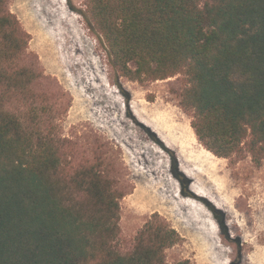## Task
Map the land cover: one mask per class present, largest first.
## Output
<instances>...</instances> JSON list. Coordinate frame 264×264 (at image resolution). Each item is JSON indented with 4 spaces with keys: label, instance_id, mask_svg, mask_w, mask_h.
Listing matches in <instances>:
<instances>
[{
    "label": "trees",
    "instance_id": "trees-1",
    "mask_svg": "<svg viewBox=\"0 0 264 264\" xmlns=\"http://www.w3.org/2000/svg\"><path fill=\"white\" fill-rule=\"evenodd\" d=\"M85 5L82 15L120 75L183 76L178 104L209 152L264 159V0ZM27 35L0 0V264H191L166 260L180 235L157 212L126 240L118 200L130 191L117 187L108 157L72 160L70 142L39 124L34 63L20 65Z\"/></svg>",
    "mask_w": 264,
    "mask_h": 264
},
{
    "label": "rangeland",
    "instance_id": "rangeland-1",
    "mask_svg": "<svg viewBox=\"0 0 264 264\" xmlns=\"http://www.w3.org/2000/svg\"><path fill=\"white\" fill-rule=\"evenodd\" d=\"M52 1L7 0L28 34L20 65L34 63L38 122L70 142L69 158L104 153L117 187L128 185L118 200L124 238L132 240L157 212L180 235L165 251L170 263L264 264V159L213 155L178 104L181 74L148 81L120 75L82 15L85 0ZM68 16L73 35L58 21ZM20 110L30 116L27 106Z\"/></svg>",
    "mask_w": 264,
    "mask_h": 264
},
{
    "label": "bare ground",
    "instance_id": "bare-ground-1",
    "mask_svg": "<svg viewBox=\"0 0 264 264\" xmlns=\"http://www.w3.org/2000/svg\"><path fill=\"white\" fill-rule=\"evenodd\" d=\"M52 1V0H51ZM53 2V1H52ZM52 2H51V4H52ZM50 4V5H51ZM54 4V3H53ZM48 7H50V6H48ZM53 7V5L51 6V8ZM58 9H60V8H58ZM50 11H53V12H55V13H57V14H59V10H57V9H50ZM61 12H62V10H61ZM60 17H61V15H60ZM69 18V16L68 17H65V18H60V19H58V21L59 22H61V23H64V22H67V28H68V31L69 32H71L72 33V35L74 34V33H76L75 32V30H73L75 27L72 25V24H74L73 23V20H71V19H68ZM43 25V24H42ZM57 32V31H56ZM60 33V32H59ZM62 33L63 32H61V35H62ZM54 35H55V33H54ZM76 35V34H75ZM81 35V34H80ZM80 35H78V36H80ZM58 36V35H57ZM77 36V37H78ZM75 38V37H74ZM80 38V37H79ZM60 40V39H59ZM79 40V39H78ZM80 40H82V38H80ZM67 42V41H66ZM83 42V41H82ZM75 44V43H74ZM77 44H78V42H77ZM76 44V45H77ZM84 47V46H83ZM78 48V47H77ZM80 50H82V49H80ZM83 56V55H82ZM83 57H85V56H83ZM80 58H78V60H79ZM73 61V60H72ZM78 62H81V60L80 61H78ZM94 67H95V65H93ZM96 75V74H95ZM97 76V75H96Z\"/></svg>",
    "mask_w": 264,
    "mask_h": 264
}]
</instances>
